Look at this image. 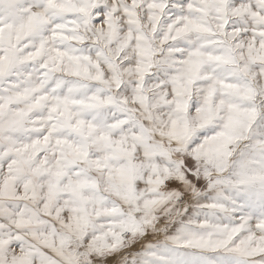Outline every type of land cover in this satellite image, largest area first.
<instances>
[{
	"label": "rangeland",
	"instance_id": "374dc122",
	"mask_svg": "<svg viewBox=\"0 0 264 264\" xmlns=\"http://www.w3.org/2000/svg\"><path fill=\"white\" fill-rule=\"evenodd\" d=\"M0 264H264V0H0Z\"/></svg>",
	"mask_w": 264,
	"mask_h": 264
}]
</instances>
